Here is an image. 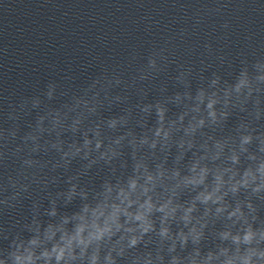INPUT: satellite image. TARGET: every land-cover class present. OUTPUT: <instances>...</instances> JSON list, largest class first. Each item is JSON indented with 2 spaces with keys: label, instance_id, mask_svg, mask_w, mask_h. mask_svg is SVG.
<instances>
[{
  "label": "water",
  "instance_id": "obj_1",
  "mask_svg": "<svg viewBox=\"0 0 264 264\" xmlns=\"http://www.w3.org/2000/svg\"><path fill=\"white\" fill-rule=\"evenodd\" d=\"M153 55L157 63L150 66ZM257 60H264V0H0V249L16 233L30 236L26 226L34 219L43 230L79 210L78 195L65 201L72 184L88 191L91 200L105 180L115 183L131 175L137 159L154 169L166 157V168H180L184 174L208 137L235 139L242 123L254 135L264 133V115L255 118L257 100L264 110L260 91L244 110L229 107L226 120L198 131L195 146L179 162L182 150L176 141L183 128L163 149L160 143L155 149L139 144L144 136L152 139L157 105L166 108V122L187 112V125L199 89L212 92L211 81L218 78L216 90L222 95L241 68L252 71ZM50 82L56 84V94L48 100L44 92ZM35 96L42 103L32 109ZM57 110L61 123L53 126L48 116L38 131L39 117ZM113 119L117 124L109 127ZM30 134L38 139L26 141ZM97 139L103 142L98 150ZM109 148L117 154L111 160L100 158ZM255 149L254 141L250 150ZM28 158L35 162L30 167L22 163ZM241 160L247 163L243 156ZM194 194L185 189L180 200ZM53 200L57 215L49 216ZM253 200L264 220V200ZM203 209L198 205L194 215ZM206 219L203 251L219 242L216 233L228 223L222 217ZM172 228L178 230V225L174 222ZM192 247L189 242L181 254ZM142 251L143 246L133 250L120 264H131Z\"/></svg>",
  "mask_w": 264,
  "mask_h": 264
},
{
  "label": "clouds",
  "instance_id": "obj_2",
  "mask_svg": "<svg viewBox=\"0 0 264 264\" xmlns=\"http://www.w3.org/2000/svg\"><path fill=\"white\" fill-rule=\"evenodd\" d=\"M156 63L155 55L149 57L150 66ZM252 69L242 67L235 82L224 88L222 95L216 90L218 78L211 81L212 92L199 89L191 109L194 115L187 125L183 124L187 112L166 122V108L157 105L158 126L151 140L144 136L139 144L155 149L160 143L163 149L173 133L183 128V135L176 141L182 150L176 158L179 162L184 152L195 146L198 131L226 120L229 107L239 106L244 110L254 93L264 91V60H257ZM98 83V80L93 81L90 87ZM55 94L56 84L48 83L44 98L50 100ZM27 103L29 101L25 100L24 104ZM41 103L40 96L30 99L32 109ZM217 104L222 105L219 110ZM256 105L255 118L260 119L264 110L258 106V100ZM150 108L146 106V110ZM48 116L53 126L61 123L58 110L49 112L39 117L38 131L43 130ZM116 124V119L109 121V127ZM239 129L235 139L208 137L212 143L209 145L205 140L200 145L204 151L193 154L195 159L186 166L184 174L180 168H166V157L154 169L141 158L136 160L131 175L115 183L105 180L91 200L88 191H78L77 185L72 184L64 194L65 201L78 195L82 201L79 210L61 215L56 223H48L43 230L34 219L26 226L30 236L16 233L11 236L8 247L0 249V264H120L123 257L141 246L144 251L134 255L131 264H264V220L259 218L253 200V197L264 200V133L254 135L255 130L246 123ZM15 134L13 131L12 135ZM24 139L35 142L38 136L30 134ZM120 139L123 137L115 143ZM254 141L256 149L250 150ZM102 143L97 139L95 148L100 149ZM89 145L91 140L86 137L84 147ZM36 146L34 143V150ZM80 150L76 148V152ZM116 154L109 148L100 153V158L111 160ZM133 156L135 158V152ZM216 161L221 163L216 164ZM22 163L30 167L35 162L28 158ZM185 189L195 194L190 200L181 201L180 195ZM51 203L47 214L56 216V201ZM198 205L204 206L203 213L195 216ZM207 217H222L228 223L216 233L219 242L203 251L200 245L205 238ZM174 222L178 225L175 231ZM4 238L8 239L9 234L5 233ZM189 242L193 247L187 254H181ZM149 244L154 247L149 248Z\"/></svg>",
  "mask_w": 264,
  "mask_h": 264
}]
</instances>
